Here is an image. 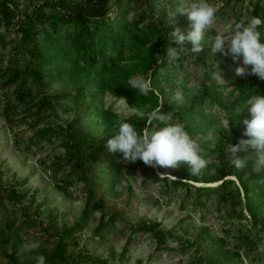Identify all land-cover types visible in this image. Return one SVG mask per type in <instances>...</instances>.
I'll use <instances>...</instances> for the list:
<instances>
[{
	"label": "rangeland",
	"instance_id": "obj_1",
	"mask_svg": "<svg viewBox=\"0 0 264 264\" xmlns=\"http://www.w3.org/2000/svg\"><path fill=\"white\" fill-rule=\"evenodd\" d=\"M14 1L18 7L11 4L15 14L9 24L2 22L0 9L6 41L0 43V264H37V255L54 264L57 239L49 218L58 226H72L85 207L91 209L69 250L105 259L106 264H197L198 256H211L218 264H264V185L250 192L253 216L239 177L264 176V167L255 168L251 148L238 153L246 160L242 170L231 166L223 153L229 142L246 138V103L260 94L250 75L244 89L239 86L238 62L210 53L211 38L245 21L256 0H209L217 8V23L206 33L203 50L196 59L190 52L178 61L168 56L169 66L158 70L153 48L163 34L161 18L187 34V14L174 19L169 14L189 0H123L124 16L114 22L118 31L113 43L107 25L91 23L86 34L60 19L65 10L88 0ZM116 4L107 0L103 7L109 22L117 18ZM39 6L42 19L29 39L21 40L18 19ZM35 42L39 51H34ZM214 63L220 64L226 83L213 79ZM137 74L150 78L155 91L142 96L128 88L127 80ZM20 87L26 91L21 98L16 93ZM177 91L184 96L182 105L172 99ZM43 97L51 105L40 109ZM120 97L136 108L150 106L149 111L163 104L170 122L184 123L209 161L201 174L191 175L184 165L161 168L169 179L178 180L164 183L141 161L121 163L120 154L107 148L115 122L129 118L137 130L145 123L128 112ZM196 100L197 110L183 113ZM47 128L55 132L41 136ZM78 159L82 168H74ZM224 179L231 181L222 184ZM11 187L23 195L11 196ZM250 187L258 188L252 182ZM111 216L114 226L103 237L94 236L99 222ZM144 220L174 237L157 247L154 234L131 232ZM15 226L18 240L10 232ZM31 240L39 241L37 252L24 250ZM87 259L78 264H91Z\"/></svg>",
	"mask_w": 264,
	"mask_h": 264
},
{
	"label": "clouds",
	"instance_id": "obj_2",
	"mask_svg": "<svg viewBox=\"0 0 264 264\" xmlns=\"http://www.w3.org/2000/svg\"><path fill=\"white\" fill-rule=\"evenodd\" d=\"M217 8L209 0H189L186 7H178L169 14L175 18L177 14H187L190 30L184 34L179 28L169 34V42L178 45V48L169 47L167 50L171 61H178L192 53L197 58L203 50L205 35L217 23ZM264 19L259 16L248 17L245 21L236 22L229 30L217 32L211 40V55L219 53L223 57H231L238 62L235 75L244 77L255 75L264 81ZM186 42L191 47H186ZM184 61V60H183ZM217 71L213 72V79L218 83H226L219 63H214ZM127 87L142 96L154 92L150 78L144 75H134L127 80ZM125 107L138 121H144L145 127L137 130L129 118L117 119L114 124V135L107 141V148L111 153L120 154V162L127 165L137 161L156 170L159 177L170 175L162 173L159 169H177L187 166L191 175H199L207 167L209 161L202 155L203 149L198 140L191 136L182 122H170L168 113L162 110L163 104L149 111L150 106L136 108L130 106L126 98L120 97ZM172 99L178 104L184 103L182 92L177 91ZM246 105L250 118H245L243 136L236 144L228 143L224 149L225 160L237 169H243L246 160L238 153L254 150L255 168L264 167V96L253 95ZM242 110H239L237 115ZM227 124V122H225ZM231 132V126L228 127ZM174 179L177 177L173 176ZM26 252H37L40 243L31 240L24 245ZM37 264H46L43 255L35 257Z\"/></svg>",
	"mask_w": 264,
	"mask_h": 264
},
{
	"label": "trees",
	"instance_id": "obj_3",
	"mask_svg": "<svg viewBox=\"0 0 264 264\" xmlns=\"http://www.w3.org/2000/svg\"><path fill=\"white\" fill-rule=\"evenodd\" d=\"M107 0H88L87 4H79L74 7V9H69L65 10L62 14L60 15V19H62L64 22H73L76 26L80 28L81 33H86L90 34V24H94L95 26H100V25H107L108 30L111 32V42L113 43L116 40L117 37V31L118 28L114 25V22L117 23L118 21H122V18L124 16L123 13V0H117V18L115 21H110L109 19L104 15V5ZM62 6H70L69 3H66L64 1L60 2ZM11 4H13L15 7H18V4L14 0H0V6L2 10V22L4 21L5 24H9L11 20L14 18V11L15 8H11ZM42 8L35 7V9L31 13H26L23 18L18 19L17 21V28L18 31L21 32L20 39L21 40H27L32 34V31L35 29L37 22L42 19ZM251 16H259L262 19H264V0H256L254 6L249 12V17ZM163 17V16H160ZM160 30L163 33L162 36L158 39V41L155 43V47L153 48V51L158 54V64L156 66V69H164L167 68L170 64V61L168 59L167 55V50L169 47H175V43H170L169 42V34L173 32L176 28L166 22L164 20V17L161 18L160 21ZM262 33H264V27L260 29ZM5 35H2L0 32V43L5 45ZM186 47H191L190 43H186ZM40 46L36 42L34 43V51H39ZM251 78L254 81L255 84V91H257L260 95L264 96V81H261L257 76L251 75ZM15 79V77L13 78ZM248 78L247 75L242 77L240 80L239 86L244 89V84L247 83ZM24 90H21V87L17 89V94L19 98L23 97L24 95ZM85 94L80 93L78 96L80 97H85ZM90 94H88L89 96ZM42 106L40 109L44 108L45 106L48 107L51 105V100H49L46 97H43L41 99ZM199 106L198 100L194 101L192 105H189L188 108L184 109L183 113L187 115H191L192 110H197V107ZM39 109V110H40ZM38 110V111H39ZM55 132L53 128H47L43 131H41L40 135L45 136L49 132ZM70 136V135H69ZM68 145V144H67ZM90 145H94L97 147L95 142H91ZM83 163L79 159L76 160L74 164V168H82ZM241 179L242 187L243 189L247 192V206L251 210L253 216L255 215L254 210H252V201L253 198L250 195V192H254V189H261V187L264 185V176L263 174L257 173L254 176H239ZM161 180L164 183H169L172 182L174 184L178 183V180H172L169 179L168 176L161 177ZM227 181L231 180H226L224 179L222 181L223 183H227ZM252 183H256L257 187H250ZM255 186V184H254ZM62 188L61 186H59ZM198 189H203L206 190L207 187H197ZM88 192L91 195L92 194V189L88 188ZM11 196L19 194V192L13 187H11ZM264 193V192H263ZM22 196L23 194H19ZM98 207V206H97ZM94 207V208H97ZM91 208L85 207L84 212L81 216V218L76 221L72 226H67L66 224H62L61 226H58L56 223V220L52 217L49 218V225L50 227L53 228L54 234L56 236V245L54 252L52 253L53 258L52 262L54 264L57 263H62V264H78L82 261L83 258H88V262L91 264H106L105 259H101L99 257H93V256H84V254L81 253H74L69 250V247L72 243L75 242V235L76 233L81 230L84 227V222H85V217L88 213V210ZM115 217L111 216L107 221L101 220L99 224L95 227L93 231L94 236H100L103 237L105 232L110 228L113 227V223L115 221ZM255 223L259 222L258 224L261 225V221L258 219H255ZM158 224L154 223L152 224L151 222H146L145 220L143 222H140L138 224H135L131 228V232L133 233H140V232H150L155 235L157 239V247H160L163 245V243L167 240L168 237H174V234L172 231H164L162 229H156V226ZM48 229V228H46ZM11 235L14 236L17 240L19 237V226H15V228L11 229ZM177 239H180V236H176ZM190 242V241H189ZM192 245V242H191ZM126 250V249H125ZM197 264H218L217 261H212L211 256H198L197 258ZM17 264V262H14ZM24 264H29L28 262H25ZM137 264H142L140 260L137 261Z\"/></svg>",
	"mask_w": 264,
	"mask_h": 264
}]
</instances>
